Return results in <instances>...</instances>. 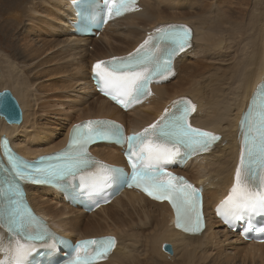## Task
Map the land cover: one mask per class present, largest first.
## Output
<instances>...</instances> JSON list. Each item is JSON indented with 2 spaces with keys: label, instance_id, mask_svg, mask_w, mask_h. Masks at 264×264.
<instances>
[{
  "label": "bare ground",
  "instance_id": "1",
  "mask_svg": "<svg viewBox=\"0 0 264 264\" xmlns=\"http://www.w3.org/2000/svg\"><path fill=\"white\" fill-rule=\"evenodd\" d=\"M71 1L0 0V13L8 19L16 18L12 15L24 9L23 24L0 20L6 40L15 27L18 29L12 40L14 48L9 51L0 47V91L9 90L21 109L19 123L8 121L0 113V137L9 138L18 154L33 159L63 147L69 128L78 121L106 116L141 131L165 108L170 109L173 101L191 100L196 105L192 125L220 136L209 151L200 152L194 161H187L185 168L178 169L190 178V183L202 187L207 222L200 232L190 234L176 227V214L168 201L134 191H124L106 206L85 213L64 201L63 192L57 188L29 185L27 199L36 213L71 241L115 236V248L107 259L96 264H264V242L243 241L237 232L223 226L217 213L235 180L242 114L255 88L264 82V0H139L137 10L108 22L98 37L73 35ZM43 17L56 21L58 31L52 34L65 37L60 38L64 58L72 61L58 71L67 76L58 90L70 89L77 81L78 90L85 92L80 99L83 107L75 116H65L62 110L54 115L52 110L37 108L38 97L52 89L49 83L36 80L39 73L50 71H42L40 63L43 43L39 35L45 33L36 27L48 24ZM178 24L193 28L194 42L179 54L174 74L152 87L150 98L124 112L96 93L90 69L98 60L127 56L149 34L155 35L156 28ZM42 115L71 121L66 128L59 121L60 135L33 140L35 133L42 136ZM89 150L103 164L124 162L120 148L111 144L99 143ZM0 234L7 241L6 231L0 229ZM164 243L171 245V253L163 250ZM3 256L0 253V259Z\"/></svg>",
  "mask_w": 264,
  "mask_h": 264
},
{
  "label": "snow or ice",
  "instance_id": "2",
  "mask_svg": "<svg viewBox=\"0 0 264 264\" xmlns=\"http://www.w3.org/2000/svg\"><path fill=\"white\" fill-rule=\"evenodd\" d=\"M137 10V0H102L101 11L92 18L96 26L109 19ZM187 26L167 25L155 29L148 38L124 57L98 60L92 67L100 90L125 109L152 95L153 80L167 79L172 60L191 46ZM10 93H0V112L14 120ZM196 105L186 98L172 102L163 114L139 132L126 135L122 125L105 119L73 125L67 145L57 153L28 161L13 152L5 139L4 155L8 167L0 168V264H28L36 242L48 231L27 201L25 184H56L79 178L94 190L109 183L137 187L155 200H167L176 214V227L200 232L204 227L201 189L183 176L167 170L166 165L200 152H207L220 136L194 127L189 117ZM241 152L235 180L227 197L217 208L230 225L245 213L264 211V83L255 93L240 121ZM113 141L126 145L125 155L131 172L105 165L92 157L89 146ZM105 202H107L105 200ZM98 206V205H97ZM116 246L115 237L78 241L65 264H96L107 259Z\"/></svg>",
  "mask_w": 264,
  "mask_h": 264
},
{
  "label": "rangeland",
  "instance_id": "3",
  "mask_svg": "<svg viewBox=\"0 0 264 264\" xmlns=\"http://www.w3.org/2000/svg\"><path fill=\"white\" fill-rule=\"evenodd\" d=\"M261 8H263V5L261 4ZM21 11H17L15 15H12V19H8V17L2 15L0 13V20H4V22H17L22 21L23 18L21 16V12H24L23 8L20 9ZM44 21H48L47 25L39 24L36 29L39 31H44L45 34H41L40 36V42H42L41 46V52L42 57H40V63L42 67V71L44 69L49 68L50 71L48 73H39L37 76V81H40L42 83H49V87L52 89L46 90L38 99L36 100L37 108L38 110H52L55 113L54 115H58V110H62L65 113V116H75L76 111L78 109H81L83 107V104L80 103V99L82 96L85 95V92L78 90V82H75L74 87L70 89H63L58 90L59 87L63 86L66 82L67 76L65 74L59 73V70H62L66 65H71L72 61H67L66 58H64L65 51L63 45L60 44V38H65L62 35L58 34H52V32H56L58 30H55V20H49L46 18H42ZM9 20V21H8ZM13 22V23H14ZM20 24H23V21L20 22ZM16 31H15V30ZM13 29V32L11 33V38L9 40H6L3 38V32L0 31V47H5V49H8L11 51L13 47V38L16 35V32H18L17 27ZM196 32V29H195ZM143 33V30H142ZM15 34V35H14ZM19 34L20 30H19ZM67 35V34H66ZM197 35V32H196ZM90 49V48H89ZM1 66V65H0ZM61 96L63 99L57 101L55 97ZM58 103V104H57ZM61 105H64L62 107ZM42 123L39 133L42 134L39 135L38 133H35L34 136L31 138L33 140H44L47 137H55L60 135V127L62 126V123H59V121L64 122V128H66L67 124L71 119H58L56 116H47L42 115ZM56 126V127H55ZM143 259V258H142ZM164 263V262H162ZM144 264V263H143Z\"/></svg>",
  "mask_w": 264,
  "mask_h": 264
},
{
  "label": "water",
  "instance_id": "4",
  "mask_svg": "<svg viewBox=\"0 0 264 264\" xmlns=\"http://www.w3.org/2000/svg\"><path fill=\"white\" fill-rule=\"evenodd\" d=\"M223 42H220L219 43V46L222 45ZM8 92L11 94V92L7 89H4L2 91H0V93H3V92ZM9 102L10 104L14 107L15 109V112H14V120H9L8 116L6 114H4L3 112H0L2 114V116H4V118H6L8 121H11V122H14V123H19L20 120H21V109L19 107V104L17 102V100L15 99V97L11 94L10 97H9ZM163 250L168 252V253H171L172 252V248H171V245L168 244V243H164L163 246H162Z\"/></svg>",
  "mask_w": 264,
  "mask_h": 264
}]
</instances>
